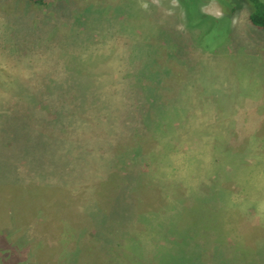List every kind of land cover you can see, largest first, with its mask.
Segmentation results:
<instances>
[{
    "label": "rangeland",
    "instance_id": "rangeland-1",
    "mask_svg": "<svg viewBox=\"0 0 264 264\" xmlns=\"http://www.w3.org/2000/svg\"><path fill=\"white\" fill-rule=\"evenodd\" d=\"M183 2L0 0V264H264V29Z\"/></svg>",
    "mask_w": 264,
    "mask_h": 264
},
{
    "label": "trees",
    "instance_id": "trees-1",
    "mask_svg": "<svg viewBox=\"0 0 264 264\" xmlns=\"http://www.w3.org/2000/svg\"><path fill=\"white\" fill-rule=\"evenodd\" d=\"M183 1H185V0H180V2H182V4L184 3ZM243 1L246 2L247 5L251 6V11H250V15H249L250 21L255 26H258V27L264 29V1L263 0H243ZM76 89H77V86H73L72 90H76ZM76 93L75 92L73 93V95L75 94L74 95L75 98L77 97ZM78 110H79V108L75 107V105H72L70 110H68V111L70 113H72V112H78ZM4 129H5L4 130V136L1 138L0 143L6 146L5 152L9 154V156H8V159H9L11 157V155H14V152L17 155L16 151L18 149V146L21 147L22 142H25L26 138H29L30 136H28V135L31 133H27V131H29V130L27 129V131H26L25 127H23L21 129V132H19L20 129L19 130L18 129L13 130L12 127L4 128ZM26 147H27V151H25V152H29L28 151L29 142H26ZM7 148L9 149V151L7 150ZM3 172H4V168L2 169L0 167V186H1V184L3 185V183H4ZM5 174H6V171H5ZM97 233H98V237L95 238L96 241H98L101 238V237H99V230ZM135 251H136V249H135Z\"/></svg>",
    "mask_w": 264,
    "mask_h": 264
}]
</instances>
